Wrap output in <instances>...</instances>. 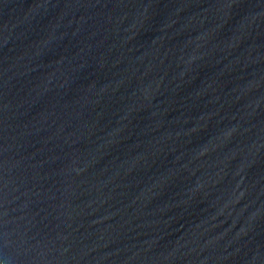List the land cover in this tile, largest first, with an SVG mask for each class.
Returning a JSON list of instances; mask_svg holds the SVG:
<instances>
[{
    "label": "water",
    "instance_id": "obj_1",
    "mask_svg": "<svg viewBox=\"0 0 264 264\" xmlns=\"http://www.w3.org/2000/svg\"><path fill=\"white\" fill-rule=\"evenodd\" d=\"M0 264H264V0H0Z\"/></svg>",
    "mask_w": 264,
    "mask_h": 264
}]
</instances>
